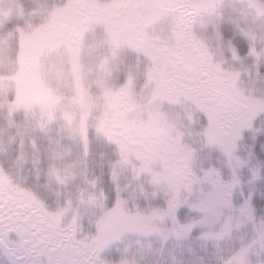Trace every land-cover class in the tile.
Here are the masks:
<instances>
[{"label":"snow or ice","instance_id":"snow-or-ice-1","mask_svg":"<svg viewBox=\"0 0 264 264\" xmlns=\"http://www.w3.org/2000/svg\"><path fill=\"white\" fill-rule=\"evenodd\" d=\"M262 65L264 0H0V112L51 149L42 186L0 163V264H158L197 228L216 264H264V220L232 200L243 134L264 127ZM215 152L231 180L204 166ZM182 206L197 215L182 222Z\"/></svg>","mask_w":264,"mask_h":264},{"label":"rangeland","instance_id":"rangeland-1","mask_svg":"<svg viewBox=\"0 0 264 264\" xmlns=\"http://www.w3.org/2000/svg\"><path fill=\"white\" fill-rule=\"evenodd\" d=\"M234 2H238V0H227V3L229 5H231ZM16 119H17L16 122L18 124L24 123L22 117H18ZM254 126L257 128H261L262 130L264 129V127H262L260 123L258 124L255 123ZM7 127L8 128H6V130L0 131V140L4 141L5 144V150L0 151V163L4 164V166L6 167L15 169L16 171H18L19 174H23V176L26 179L30 177V181H29L30 183H37L42 186L46 182V177L43 175V172L44 170H46L51 156V149L48 142V138L43 134L39 133L38 131H36L35 129L28 128L27 125L25 124V126L22 129H18L14 131L12 135H10L15 139L13 143H9L8 142L9 135H7L6 131L12 126L9 125ZM245 132H252V131L245 130ZM33 138L37 140V144L39 148V151L37 153L39 160L38 165H34L32 163L31 146L28 143V141H30ZM21 139L25 140L23 149L20 146ZM43 140L45 141V143H42ZM70 146L72 148L74 155L79 154L82 151L81 146H79L75 142H70ZM22 150L27 154V156L26 159L22 163H20L17 160V157L20 151ZM238 150H239V146H238ZM238 150H237V155L246 159L248 162L244 166H242L237 172V175L240 179V185L233 191L232 194L233 203L237 206L243 203L244 199L248 198L249 196L251 197V203H252L253 192L250 191V188L252 186L254 187L255 182L258 181L259 179L257 169L255 168V166L252 165V160H253L252 155L251 157H249V153L240 155L238 154L239 153ZM10 155H14L13 159H9ZM27 164L32 165L33 167L32 171H29V173H26V171H24L25 170L24 167ZM40 165L44 167V170L39 169V174H38L37 168ZM204 166L205 167L215 166L221 171V175L225 180H231L232 178L231 169L227 166L226 158H224L218 152L213 153L209 158H207L204 162ZM244 170H246L248 174L243 173L242 171ZM253 172L257 174L255 179L253 178ZM248 190L249 192H247ZM45 195H48L46 191H45ZM257 195L260 198L262 197L264 198V192L260 191L257 193ZM183 208H185L188 213L186 212L178 213L182 222L190 216L197 215V213L188 209L186 206L181 207V209ZM254 210L257 221L264 220V211L263 213H259V211L255 207ZM200 231L201 229L199 228L194 229L192 233V238L188 241L177 243L176 241L169 240L165 245L164 255L161 257L159 254H156L154 259L158 262V264H171V258L175 256L177 259L183 260L184 264H216V257L214 255L215 247L210 241L202 242L199 239H197ZM245 234L246 235L251 234V226H249V230ZM151 243L154 249L159 247V241L155 237L152 238ZM105 255L108 256V258L110 259L119 258V252H117L115 249H113L111 252L106 251ZM261 258H264V256H262ZM252 259L253 261H256L257 256L253 255Z\"/></svg>","mask_w":264,"mask_h":264},{"label":"trees","instance_id":"trees-1","mask_svg":"<svg viewBox=\"0 0 264 264\" xmlns=\"http://www.w3.org/2000/svg\"><path fill=\"white\" fill-rule=\"evenodd\" d=\"M260 71L264 72V65L261 66ZM258 123L260 122L257 121L256 124ZM7 126H9L7 124V116L5 113L0 112V131L6 130V128H8ZM10 129L11 127L6 131L7 135L9 136L14 133V131ZM42 143H45V141L43 140ZM90 148L93 155L90 156L89 158V163H90L89 171L94 172L97 176L100 177L101 185L104 187L105 191L109 194L108 205L111 206L115 196L114 185L109 178V168L107 165V158L102 159L99 155L100 152H107L108 150L102 147L100 143L95 139L92 140ZM238 152H239L238 154L240 155L248 154V153L252 154L253 157L252 165L255 166V168L257 169L258 178H259L258 181L255 182L254 187L252 186L250 188V191L253 192L252 204L255 208H257L259 213H263L264 198L263 197H262L263 199L260 198L257 195V193L260 191L264 192V129L263 130L261 129V131L259 132H245L244 139L239 144ZM13 156L14 155H10L9 159H13ZM108 158H111V154H109ZM38 168L44 170V167L41 165ZM24 169L26 173H29V171H32L33 167L32 165L27 164L25 165ZM242 172L248 174L246 170ZM27 180L30 181V177H28ZM247 192H249V190ZM180 212L188 213L185 208L179 210V213Z\"/></svg>","mask_w":264,"mask_h":264}]
</instances>
